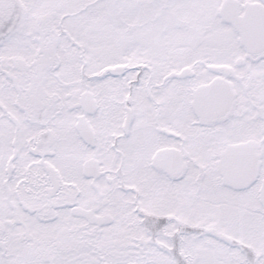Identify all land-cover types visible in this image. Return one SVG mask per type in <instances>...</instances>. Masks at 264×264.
<instances>
[{
  "label": "snow or ice",
  "instance_id": "obj_1",
  "mask_svg": "<svg viewBox=\"0 0 264 264\" xmlns=\"http://www.w3.org/2000/svg\"><path fill=\"white\" fill-rule=\"evenodd\" d=\"M0 264H264V0H0Z\"/></svg>",
  "mask_w": 264,
  "mask_h": 264
}]
</instances>
